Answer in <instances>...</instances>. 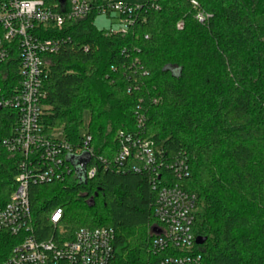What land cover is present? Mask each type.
<instances>
[{
  "label": "trees",
  "instance_id": "obj_1",
  "mask_svg": "<svg viewBox=\"0 0 264 264\" xmlns=\"http://www.w3.org/2000/svg\"><path fill=\"white\" fill-rule=\"evenodd\" d=\"M191 1L161 0L162 9L126 35H107L93 15L55 33L67 41L51 57L42 122L76 151L89 113L90 141L72 156L88 153L85 172L97 173L81 179L68 158L72 174L31 187V210L46 232L57 208L71 231L113 229L110 264L156 261L150 176L107 167L119 150L117 132H136L138 116L167 159L189 168L181 185L198 198L193 233L206 239L194 246L200 264H264V0H194L212 16L205 24ZM16 76L17 66L0 65V85L9 88ZM13 124V111L3 109L0 139ZM17 173L16 160L0 151V206Z\"/></svg>",
  "mask_w": 264,
  "mask_h": 264
},
{
  "label": "built area",
  "instance_id": "obj_2",
  "mask_svg": "<svg viewBox=\"0 0 264 264\" xmlns=\"http://www.w3.org/2000/svg\"><path fill=\"white\" fill-rule=\"evenodd\" d=\"M161 0H0V65L17 66V76L9 88L0 85V108L14 113L11 134L0 139V151L16 160L18 173L15 189L0 206V264H110L114 257L115 232L111 228H80L71 231L62 223L64 211L55 209L49 218L52 229H39L34 221L30 189L62 181L72 174L67 163L70 155L86 149L90 137L83 135L84 148L74 151L63 134L46 132L42 118L45 82L51 57L60 52L67 40L55 35L72 20L103 17L111 28L107 35H126L145 23L152 11H160ZM195 19L202 24L212 16L191 1ZM95 24V22H94ZM117 27V29H113ZM184 23H177L182 30ZM8 81V76H4ZM0 111V112H1ZM116 139L119 150L107 167L116 171L148 174L157 193L152 228L155 238L151 253L153 264H200L195 255L193 233L198 210L197 195L181 182L190 176L182 159H167L160 144L145 136L144 118L137 117V131L120 130ZM97 168L86 173L96 176ZM156 230V231H155Z\"/></svg>",
  "mask_w": 264,
  "mask_h": 264
},
{
  "label": "water",
  "instance_id": "obj_3",
  "mask_svg": "<svg viewBox=\"0 0 264 264\" xmlns=\"http://www.w3.org/2000/svg\"><path fill=\"white\" fill-rule=\"evenodd\" d=\"M62 3L65 2V0H61ZM1 111V108H0ZM69 160L74 163L76 171L81 179H84L86 177V166L91 160V156L88 153H84L82 156H69ZM156 231V230H155ZM206 239L198 237L196 239L197 245H203L205 243Z\"/></svg>",
  "mask_w": 264,
  "mask_h": 264
},
{
  "label": "rangeland",
  "instance_id": "obj_4",
  "mask_svg": "<svg viewBox=\"0 0 264 264\" xmlns=\"http://www.w3.org/2000/svg\"><path fill=\"white\" fill-rule=\"evenodd\" d=\"M95 26L99 29V30H109L111 28V24L109 21H107L105 18L100 17L98 19L95 20ZM113 29H117V27H113ZM90 120V115L89 113H86L84 115V126L83 129L81 131V136L86 135L87 134V127H88V123ZM61 131H57V134L59 135Z\"/></svg>",
  "mask_w": 264,
  "mask_h": 264
}]
</instances>
